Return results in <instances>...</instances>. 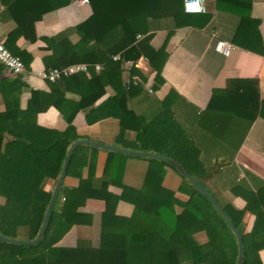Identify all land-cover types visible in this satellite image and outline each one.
<instances>
[{
	"label": "trees",
	"instance_id": "1",
	"mask_svg": "<svg viewBox=\"0 0 264 264\" xmlns=\"http://www.w3.org/2000/svg\"><path fill=\"white\" fill-rule=\"evenodd\" d=\"M70 1L1 0L4 12L14 22L4 45L21 58L26 68L31 55L10 46V42L19 37L34 41V23ZM249 3V0H216V6L239 16L232 43L248 49L252 46L246 42L247 34L257 33V20L250 16ZM88 4L91 13L83 21L41 37L49 51L42 61L46 70L76 62L99 63L100 70L91 66L88 73L79 72L49 82L48 90L30 89L22 108L20 97L27 84L21 74H4L0 64V96L4 105L0 110L3 235L16 237L22 228L27 238L36 235L51 194V190L44 188V182L56 178L74 138L69 135L72 121L80 110L85 112L87 123L109 115L118 117L123 126L136 131L126 146L168 155L202 182L214 166L219 167L211 176L212 183L222 190L240 192L234 188L243 182L237 178L234 153L254 118L264 119V98L259 97L256 80L228 79L224 87L213 88L202 114L193 112L186 119H179L175 113L179 97L176 91L171 89L162 99H154L132 78L126 86L122 62L146 57L155 71L152 88L157 89L163 81L161 69L172 28L191 23V16H201V12H185L183 0H88ZM165 22H170L167 36L159 48H154L150 43L152 33ZM138 34L142 35L139 39ZM117 53L120 59L114 60ZM108 87L111 93L96 104ZM50 106L66 123L63 131L36 124L37 114ZM87 149L76 147L69 164L91 167L93 156L85 153ZM113 158L120 169L116 170L117 175L110 176ZM126 158L108 152L100 176L89 173L76 187L61 188L41 240L34 245L0 241V264H234L235 237L206 196L179 174L176 190L164 187L162 180L166 167L170 166L154 159L146 160L147 166L137 184L123 182L122 163L118 160ZM112 183L121 188L120 194L108 191ZM208 189L242 232V264H261L258 251L264 248V184L255 191L249 186L241 191L246 201L243 208L220 200L215 191ZM88 198L104 201L98 244L93 245L86 238L76 239L73 245L60 244L73 225L91 223V214L79 210ZM119 201L131 206L130 214H117ZM246 211L255 216L249 232L243 231ZM200 230L206 233L204 242L194 236ZM223 248L230 249L228 261H220L217 256Z\"/></svg>",
	"mask_w": 264,
	"mask_h": 264
},
{
	"label": "crops",
	"instance_id": "2",
	"mask_svg": "<svg viewBox=\"0 0 264 264\" xmlns=\"http://www.w3.org/2000/svg\"><path fill=\"white\" fill-rule=\"evenodd\" d=\"M249 1L250 16L257 20V35L252 32L247 34L249 36L246 42L252 48L248 49L232 43L239 24V16L216 6V0H204V10L201 12V16H191V23L172 28L166 43V57L161 69L163 81L158 88H152L155 71L143 59L138 62L136 75L133 80L137 81L144 92L154 99H162L171 89L176 91L179 97L176 100L175 113L178 114L179 119H186L188 114L193 112L199 115L202 114L208 104L213 88L224 87L230 78L255 79L259 97L264 98V0ZM0 6L2 7L0 11V40L5 44L9 31L14 27V22L4 12L5 6L1 0ZM90 13L91 8L88 3H82L80 0H71L68 4L44 14L40 20L34 23L36 33L34 41L19 37L15 41L10 42V46L24 50L31 55L28 68L25 67L24 73L21 74L27 84L20 97V106L22 108L26 106L27 99L30 96V89H49V82L38 75V72L44 69L42 57L49 53L45 49L46 44L41 37L51 36L67 27L74 26L88 17ZM168 28H170V22H165L152 33L150 43L154 48H159L163 44ZM252 37H254V41H252ZM217 40H223L230 44L227 54L215 49L214 46ZM91 43L93 42L89 41V44ZM3 73L7 74V71L4 69ZM127 74L123 70V80L128 76ZM148 89H151L150 93ZM110 93L111 90L108 87L104 95L96 101V104L104 100ZM3 109L4 105L0 96V110ZM36 124L42 128L57 131H63L67 126L53 106L37 114ZM72 125L73 130L69 132V135L74 137L72 140L88 138L106 144L138 149L125 145L127 140L132 141L134 139L136 131L133 127L123 126L118 117L109 115L87 123L85 112L80 110L76 113ZM80 146L89 147V149L85 150V153L92 154L93 163L91 167L83 166L76 162L68 164L61 188L76 187L80 179L85 178L89 173H92L95 177L103 173L104 165L108 158V151L86 145ZM111 153L121 154L117 152ZM125 156H128V158L118 160L119 163H122V170H120V172L122 171V181L137 184L145 171L147 159ZM114 159L111 160L109 166L108 173L110 176L117 175L116 170L120 169L115 166L116 160ZM233 160L235 167L239 171L237 178L243 179L241 186L234 187L240 192L233 193L228 188L222 190L212 183L211 176L214 171H218L219 167L217 166L213 167L203 183L207 185L206 187L215 191L220 200L228 201L237 208H243L246 203L242 195V192L246 190L245 187L249 186L255 191L264 184L263 118L259 116L254 118L234 153ZM54 181L55 179L48 178L44 182V188L51 190ZM179 183L180 176L178 173L171 167H166L162 180L163 186L176 190ZM107 189L116 195L121 192V188L113 183L109 184ZM104 207L102 199H86L85 204L79 210L91 214V223L73 225L60 239L59 243L73 245L76 239L86 238L93 245H97ZM116 212L121 216H126L130 214L131 206L119 201L116 205ZM254 218L255 216L252 213L249 211L245 212L243 216L244 232L251 230ZM25 234V230L22 228L18 237L27 238ZM194 236L200 242L206 240V233L203 230L196 232ZM230 253L229 248H223L218 252L217 256L220 261H228ZM258 256L261 264H264V248L258 251Z\"/></svg>",
	"mask_w": 264,
	"mask_h": 264
},
{
	"label": "water",
	"instance_id": "3",
	"mask_svg": "<svg viewBox=\"0 0 264 264\" xmlns=\"http://www.w3.org/2000/svg\"><path fill=\"white\" fill-rule=\"evenodd\" d=\"M80 145L91 146V147H95V148H98L104 151L117 152V153L134 156V157L154 159V160L161 161V162L168 164L179 175L185 178L190 183L191 186H193L195 189L200 191L204 196H206V198L209 200L213 208L225 220L231 232L233 233L235 240H236V244H237V254H236V259H235L234 264H242V260L244 256V242H243L242 232L236 227L232 219L228 216L226 211L219 204L216 197L209 191L206 185L200 180L196 179L194 176H192L186 169L182 167V165L178 161H176L174 158L168 155L160 154L154 151L125 148V147L116 146L112 144H106L100 141L91 140L88 138H76L69 143L66 149L65 156L63 158L60 170L55 178L53 187L51 189L50 198L46 205L45 212L43 214V218H42L41 224L39 226V229L36 235L33 238H20L17 236L16 237L7 236V235H3L0 233V241L15 244V245H34L41 240L45 232V229L47 227L48 219L52 211L54 202L60 192L61 185H62L64 176L66 174V169L69 164L70 158L75 148Z\"/></svg>",
	"mask_w": 264,
	"mask_h": 264
},
{
	"label": "built area",
	"instance_id": "4",
	"mask_svg": "<svg viewBox=\"0 0 264 264\" xmlns=\"http://www.w3.org/2000/svg\"><path fill=\"white\" fill-rule=\"evenodd\" d=\"M82 3H88V0H80ZM204 0H183V8L185 12L196 13L202 12L204 10L203 6ZM0 6V11H1ZM214 35V33H212ZM142 35L138 34L137 39L141 38ZM230 44L223 40H217L215 43V49L224 54L228 53ZM114 60L120 59V55L117 53L113 56ZM140 59L147 61L146 57H139L137 60L127 59L122 62L123 70H125L128 76L124 79V84L126 86L130 85L131 78L134 79L136 75L135 69L137 68ZM0 64L3 65L4 69L12 74H22L25 71V66L23 61L18 55H14L10 50L4 45V42L0 40ZM93 67L94 70L98 71L102 68L99 63H86V62H76L68 65L53 67L48 70L42 69L38 72V75L48 82H53L63 76L72 75L79 72L88 73L89 68ZM151 92V89H148Z\"/></svg>",
	"mask_w": 264,
	"mask_h": 264
},
{
	"label": "rangeland",
	"instance_id": "5",
	"mask_svg": "<svg viewBox=\"0 0 264 264\" xmlns=\"http://www.w3.org/2000/svg\"><path fill=\"white\" fill-rule=\"evenodd\" d=\"M18 237V236H17Z\"/></svg>",
	"mask_w": 264,
	"mask_h": 264
}]
</instances>
